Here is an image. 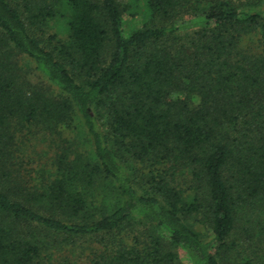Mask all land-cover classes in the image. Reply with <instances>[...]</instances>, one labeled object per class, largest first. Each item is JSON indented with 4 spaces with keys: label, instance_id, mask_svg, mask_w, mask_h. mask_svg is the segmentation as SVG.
I'll return each instance as SVG.
<instances>
[{
    "label": "trees",
    "instance_id": "trees-1",
    "mask_svg": "<svg viewBox=\"0 0 264 264\" xmlns=\"http://www.w3.org/2000/svg\"><path fill=\"white\" fill-rule=\"evenodd\" d=\"M180 250L264 264V0H0V264Z\"/></svg>",
    "mask_w": 264,
    "mask_h": 264
},
{
    "label": "rangeland",
    "instance_id": "rangeland-1",
    "mask_svg": "<svg viewBox=\"0 0 264 264\" xmlns=\"http://www.w3.org/2000/svg\"><path fill=\"white\" fill-rule=\"evenodd\" d=\"M144 21V16L142 14H137L136 16H131L129 14H126L125 17V23L127 27H137L142 24ZM57 27H52L50 31L56 30ZM34 82H40V76L37 74L33 75ZM40 144V143H39ZM51 143L46 141L45 143H42L39 145V149H46L47 152L52 154V151L56 150V146L51 147ZM180 257L183 261V264H189L187 258L185 257V254L183 251L180 250Z\"/></svg>",
    "mask_w": 264,
    "mask_h": 264
}]
</instances>
